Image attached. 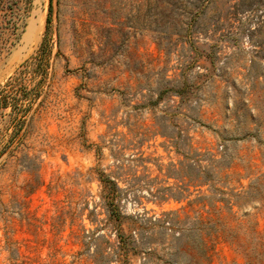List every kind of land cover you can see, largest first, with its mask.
<instances>
[{"label":"rangeland","instance_id":"1","mask_svg":"<svg viewBox=\"0 0 264 264\" xmlns=\"http://www.w3.org/2000/svg\"><path fill=\"white\" fill-rule=\"evenodd\" d=\"M51 3L0 0V264H264V0Z\"/></svg>","mask_w":264,"mask_h":264},{"label":"trees","instance_id":"2","mask_svg":"<svg viewBox=\"0 0 264 264\" xmlns=\"http://www.w3.org/2000/svg\"><path fill=\"white\" fill-rule=\"evenodd\" d=\"M51 8H52V3H51ZM4 108H7L8 106L5 104V106H3ZM169 178V177H168ZM99 181L108 186L111 190V192H117V193H121V188H120V183L121 182H125L121 177L119 176H115L114 178L110 177L109 175H103L100 176ZM183 196L182 194H172L171 192H159V194L157 196H155V200L159 201V202H164L169 198H173V199H181ZM162 222V221H159Z\"/></svg>","mask_w":264,"mask_h":264},{"label":"bare ground","instance_id":"3","mask_svg":"<svg viewBox=\"0 0 264 264\" xmlns=\"http://www.w3.org/2000/svg\"><path fill=\"white\" fill-rule=\"evenodd\" d=\"M43 19H37L32 21L30 24L27 34H26V39L32 43L37 42L40 39V34L43 29Z\"/></svg>","mask_w":264,"mask_h":264},{"label":"water","instance_id":"4","mask_svg":"<svg viewBox=\"0 0 264 264\" xmlns=\"http://www.w3.org/2000/svg\"><path fill=\"white\" fill-rule=\"evenodd\" d=\"M52 6H53V0H52ZM27 33V32H26Z\"/></svg>","mask_w":264,"mask_h":264}]
</instances>
